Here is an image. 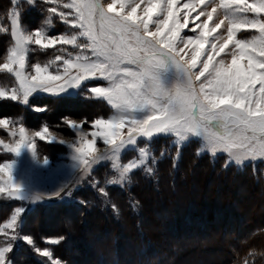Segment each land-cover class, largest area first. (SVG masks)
Masks as SVG:
<instances>
[{
  "label": "rangeland",
  "instance_id": "374dc122",
  "mask_svg": "<svg viewBox=\"0 0 264 264\" xmlns=\"http://www.w3.org/2000/svg\"><path fill=\"white\" fill-rule=\"evenodd\" d=\"M70 2L35 0L33 5H28L26 0H0V64L7 62L15 44L11 35L14 13H19L20 28L26 33L34 34L43 29L48 37L69 35L78 30L72 29L59 15L48 9L57 7L58 11L73 12L72 9L63 8L64 3ZM186 2L189 0H180L177 6ZM144 6L142 4L138 9V14H142ZM195 7L196 11L191 13V17L202 9L211 10L207 3L195 4ZM247 15L254 17L253 13ZM182 18L183 12L180 13L181 22ZM205 19L206 16L201 17L196 23ZM219 19H223L222 10L213 15L209 26ZM193 26L190 18L189 27L181 30V36L185 39L189 35L197 36L199 29L195 33L190 31ZM226 27L222 26L218 33L210 36L209 42L221 34L226 37ZM150 28L154 26L150 25ZM255 35H258L255 29H241L236 38L251 39ZM28 47L26 66L29 68L37 63L42 66L49 62L62 65L64 59H74L78 51L73 45L60 43L48 48L34 43ZM185 51L189 53L185 59L190 58L191 52L188 49ZM57 56L61 60H56ZM224 56L222 53L221 57ZM161 80L165 87L171 88L179 82L180 77L176 69L170 66L161 71ZM107 85L108 82L102 78H90L68 93L37 91L28 100L36 96L75 95L86 101L80 104L66 101L61 107L58 101L32 104L31 110L45 112L38 119L27 117V112L20 111L0 117L11 121L7 129L0 128V141L3 143L14 145L20 139V127L25 128L26 134L19 156L0 144V164L15 161L13 182L20 185L26 197L21 201L0 194V201L10 203L0 209V243L13 235L18 237L12 242V250L8 253L11 264H52L49 258L36 251L37 248L41 252L50 251L52 259L59 261V264H92V254L82 252L84 244L94 243L106 248L103 247L107 243L105 240L113 235L119 244L125 245L122 256L124 264L158 261L159 264H264V158L245 160L240 164L235 161L229 163L227 153L218 152L213 156L200 138L189 137L180 141L166 134L151 138L137 137L136 144H127L113 152L110 145L103 143L102 136L92 135L101 131L93 127L95 120H107L116 115L106 99L89 92L91 87ZM14 87H18L14 74L0 70V88L11 90ZM92 99H101L110 109H101L99 103H94ZM69 120L81 125L80 131L87 134L84 139L94 140L93 155L103 157L92 163L90 168L73 158L78 155L75 147H79L82 141L77 131L68 126ZM45 128L48 131L42 140L35 133L43 132ZM12 131L17 134L9 135ZM123 132L126 135L127 128ZM29 144L32 145L31 149L27 146ZM186 145L196 154L199 162L192 159L189 150H183ZM206 155L207 162L216 159L217 164L213 167H207L205 161L206 166L202 164ZM86 158L90 161L93 159L92 156ZM142 158L151 171L141 165L129 171L120 182L123 167L133 162L139 164ZM180 158L182 161L179 163ZM45 159L48 160L47 164L43 163ZM226 165L243 169V174L236 173L231 167L228 169ZM246 166L250 168L246 169ZM7 179L8 172H0V181ZM55 193L60 195H53ZM37 199L59 200L63 206L46 212L39 209L34 211L40 206ZM17 209L22 211L17 213ZM13 216H16L15 227H6ZM203 218H207V222L200 227L199 222ZM25 220L26 225L22 228ZM188 224L191 227L189 231ZM134 231L137 232L132 237ZM121 234H129L132 237L129 240H140L142 251L134 255L139 248L129 246L128 240ZM69 235L72 239L64 241ZM77 235L82 236L83 242L76 240ZM24 237H30L33 243L29 244ZM103 241L106 243L103 244ZM147 241L155 244L151 243L153 246H150ZM78 246H82V249ZM117 248L113 246L109 255L118 254ZM129 253L135 256L136 261L131 260Z\"/></svg>",
  "mask_w": 264,
  "mask_h": 264
},
{
  "label": "snow or ice",
  "instance_id": "6c2138e0",
  "mask_svg": "<svg viewBox=\"0 0 264 264\" xmlns=\"http://www.w3.org/2000/svg\"><path fill=\"white\" fill-rule=\"evenodd\" d=\"M34 2L26 0L28 5ZM47 2L54 3V0ZM179 2L71 0L64 3L63 8L73 12L58 11L57 7L48 9L78 30L58 37L46 36L43 29L34 34L24 32L20 28L19 13H14L11 35L15 44L7 62L0 64V70L14 74L18 87L0 88V99L28 104V98L34 92L68 93L70 89L79 88L82 81L102 78L108 85L91 87L89 92L106 99L116 115L107 120H95L93 127L101 131L92 135L102 136L103 143L110 145L113 152L127 144H136L137 137L166 134L180 141L200 138L213 156L218 152L227 153L229 163L264 158V16L261 15L264 14V0L253 3L219 0L218 4L216 0H189L178 7ZM206 3L210 11L202 9L191 17L196 11L195 4ZM142 4L145 5L142 14H138ZM220 10L223 19L210 27L213 15ZM247 13H253L254 17L250 18ZM204 16V21L196 23ZM190 18L194 25L190 31L195 33L199 29V32L197 36L189 35L185 39L181 30L189 27ZM225 25L226 37L223 34L215 36L210 43L208 38ZM241 29H255L258 35L237 39L236 34ZM33 43L44 48L57 43L70 44L78 51L74 59H64L62 65L37 63L29 68L26 54ZM186 49L191 52L188 59H185L189 55ZM222 53L224 57H221ZM56 60L61 57L57 56ZM170 66L176 69L180 80L168 88L162 83L161 71ZM10 123L8 118H0V128L7 129ZM67 124L77 131L82 141L75 147L78 155L73 158L90 168L103 157L93 155L94 140L84 139L87 134L80 131L81 125L71 120ZM18 131L20 139L14 145L0 141L16 156L20 155L26 141L25 128L20 127ZM47 131L45 128L35 135L43 140ZM16 134V131L9 133L11 136ZM27 146L32 148L31 144ZM89 156L93 157L91 161L86 158ZM43 163L47 164L48 160ZM141 165L151 171L142 158L139 164L133 162L123 167L120 182L129 171ZM14 166V160L0 164V172H8L7 181H0V194L24 201L26 197L20 185L13 182ZM21 211L17 209V213ZM15 223L16 216H13L6 227L14 228ZM17 238L13 235L0 243V264H11L8 253ZM24 239L33 243L30 237ZM36 251L49 258L52 264H59L52 259L50 251L41 252L39 248Z\"/></svg>",
  "mask_w": 264,
  "mask_h": 264
},
{
  "label": "trees",
  "instance_id": "16d2710c",
  "mask_svg": "<svg viewBox=\"0 0 264 264\" xmlns=\"http://www.w3.org/2000/svg\"><path fill=\"white\" fill-rule=\"evenodd\" d=\"M44 101H48V102H50V101H58V105H59V107H61V104L65 103L66 101L74 103V104H77V103L80 104L81 102L86 101V99H79L78 96H75V95L74 96H72V95H65L64 96L63 95V96H36L34 98H30L28 100V104H23L20 101H0V117H2V116H10L13 113H17V112L20 111V112H23V113L27 112L28 113L27 117H31L32 116L33 119H38L45 112L41 113V112H38V111L31 110L30 107H31L32 104H44ZM87 101H89V100H87ZM92 101L94 103H99L98 105H100L101 109H104V107H107V109H110L104 103V101H102L101 99H94V100L92 99ZM54 115H57V114H54ZM158 136H160V134L159 135L158 134L155 135V137H158ZM187 148H189V147H187V145H186V146H184L183 150H185V151L189 150L191 152L192 159L197 160L196 159L197 158L196 154L192 153L191 149H187ZM205 157H204V159L202 160L201 163L206 166L205 162H207L208 158H207V155ZM181 161H182V158L179 159V163ZM200 161H201V159H200ZM210 162L211 163L207 162V167L208 166H212L213 167V166H215L217 164L216 159L214 161H210ZM230 167L233 168L236 173L243 174V169H237L236 167L230 166V165L227 166L228 169H231ZM245 168L248 169L250 167L246 166ZM221 170H224V169H221ZM135 184H137V183L135 182ZM37 200L40 201V203H39L40 206H39V208L33 209L34 211L35 210L38 211V209H39V210H43V211L46 212V211H49V210H53L54 208H56V206H63L62 202H60L59 200H57V201L56 200L55 201H52V200L51 201H44V200H41V199H37ZM38 201H37V203H38ZM9 204H10L9 202L6 203V202H3V201H0V209H3L5 207H7ZM204 222H207V218L206 219L203 218L202 221L199 222L200 227L204 224ZM25 225H26V220H25L22 228ZM187 229H188L187 231L191 230V227L189 226V224L187 225ZM237 229L239 230V228H237ZM223 230H225V229H223ZM240 230H241V228H240ZM136 232L137 231H134L132 233L133 235H131V236L134 237L136 235ZM120 236L124 237L126 239V241L128 240L127 244L129 246H131V247L132 246L133 247L136 246V247L139 248V250L136 251L134 253V255L139 253V251H142L141 245L139 243L140 240H139V242H138L137 238L136 239L133 238V239L129 240V237H130L129 234H121ZM70 237H71V235H69V237H66L67 239L64 240V241H68V240L72 239V237L71 238ZM132 237H130V238H132ZM76 238H77L76 240H80V241L83 242L82 236H80V235L78 236L77 235ZM105 241H107V243ZM105 241H103V244L106 243V246L103 245V247H106V248L98 247L94 243L84 244L83 249H82V246H80V247L78 246L77 248L82 249L83 250L82 252H85V255H89L90 253L92 254V261H93L92 264L93 263L94 264H124V263H122V261H125V259L122 258V256H123V250H125V245L123 246L122 244H119V241H118L117 238H115V235L108 236ZM146 243H150V242L147 241ZM151 243L155 244L153 241H151ZM151 243H150V246H153ZM115 245L118 247L117 248L118 249V252H117L118 254H114V256L113 255L111 256L109 254L111 253V250H112L113 246H115ZM145 246H148V245H145ZM68 251H70V249ZM129 255H130L131 260L133 259L134 261H136L135 260V256L131 255V253H129ZM74 261H76V259ZM129 263H133V262H129ZM154 263L155 264H159V261L158 262H153V263H150V264H154ZM136 264H141V263L139 262V263H136Z\"/></svg>",
  "mask_w": 264,
  "mask_h": 264
}]
</instances>
